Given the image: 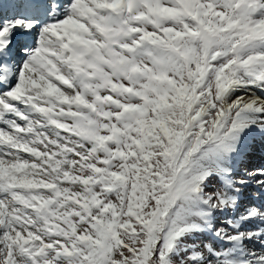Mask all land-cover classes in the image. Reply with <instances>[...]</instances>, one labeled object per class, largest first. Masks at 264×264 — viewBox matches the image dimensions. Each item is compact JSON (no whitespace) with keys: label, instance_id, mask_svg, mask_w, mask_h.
Here are the masks:
<instances>
[{"label":"snow or ice","instance_id":"1","mask_svg":"<svg viewBox=\"0 0 264 264\" xmlns=\"http://www.w3.org/2000/svg\"><path fill=\"white\" fill-rule=\"evenodd\" d=\"M0 264H264V0H0Z\"/></svg>","mask_w":264,"mask_h":264}]
</instances>
